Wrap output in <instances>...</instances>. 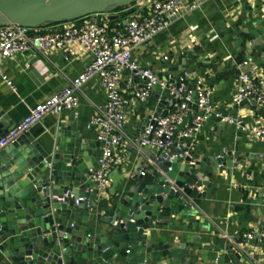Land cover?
<instances>
[{
	"label": "water",
	"instance_id": "95a60500",
	"mask_svg": "<svg viewBox=\"0 0 264 264\" xmlns=\"http://www.w3.org/2000/svg\"><path fill=\"white\" fill-rule=\"evenodd\" d=\"M137 1L0 0V26L38 28ZM118 18L109 16L111 21ZM169 75V80L156 77L149 94L156 109L140 120L135 137L138 143L147 124L165 116L175 103L159 84L189 88V69L170 70ZM133 81L140 86L147 83L135 77ZM197 116L203 113H189L177 130ZM215 121L219 120L211 116L206 123ZM13 127L7 116L0 115V138ZM67 138V133L57 130L52 140L38 142L26 132L0 151V264H256L240 232L231 237L218 235L212 243H207L211 240L207 228L193 232L201 223L202 201L207 194L212 200L216 191L212 187L215 181L237 187L235 212L261 205L264 191L256 189L254 180L246 179L252 173L243 172L245 155L231 159L232 150L239 152L238 144L218 149L214 161L208 159L203 164L206 171L199 170L200 162L177 149L176 143L165 152L147 147L144 151L152 165L151 169L145 167L151 177L148 184L142 186L139 178L133 190L98 204L90 181L94 157L87 146ZM250 147L249 143L244 145ZM247 157L250 161L253 158ZM253 190H257L255 199ZM72 209L78 211L77 227L64 223L74 216ZM162 227L165 232L159 235ZM254 240L258 241V233Z\"/></svg>",
	"mask_w": 264,
	"mask_h": 264
},
{
	"label": "crops",
	"instance_id": "0c3cea01",
	"mask_svg": "<svg viewBox=\"0 0 264 264\" xmlns=\"http://www.w3.org/2000/svg\"><path fill=\"white\" fill-rule=\"evenodd\" d=\"M104 14L109 17L117 13ZM252 31L257 33L256 36ZM132 59L160 79L169 80L170 70L189 69V89L194 90V83L200 80L203 87L212 91L211 101L216 110L242 120L248 128L264 126V105L257 107L244 103L239 108L230 105L238 75L236 63L249 61V65L242 70L248 72L255 68L264 86V65L261 64L264 63V0H183L177 19L153 39L137 46L132 51ZM89 61L90 57L83 51L74 56L59 52L45 55L28 52L5 60L2 69L14 91L0 78V115L7 116L12 125L19 123L30 108L59 93L77 78ZM163 94L167 95V92ZM104 102L101 87L96 79H91L82 86L79 106L73 112L48 114L28 132L38 142L44 138L52 140L57 130L64 135L67 133L69 142L87 146L96 167L100 152L99 146H96V132L87 130L86 126L97 107ZM155 109L156 104L150 96L146 102H132L125 109L127 140L122 153L124 162L117 172L112 173L107 191L97 195L98 204L133 190L139 178L142 186L151 180L145 170L146 165H149L146 169L152 167L148 153L144 151L147 147H141L135 137L140 120L148 111ZM215 122L205 123L200 134L184 140L187 155L200 162L199 170L206 171L203 164L208 159L214 161L218 149L238 144L239 152L232 150L231 159L234 160L240 153L245 155L243 161L246 168L243 172L252 173L246 179L254 180L256 189L264 191V144L249 140L247 133L231 125ZM246 143L250 144L249 149L244 148ZM247 155H252L251 161ZM141 171L145 172L143 177ZM153 171L156 172V168L153 167ZM212 187H216V191L212 200L207 194L206 200L202 201L201 213L198 214L201 223L195 226L193 232L197 234L207 228L211 239L207 243H212L218 235L231 237L240 232L242 237L250 230L264 228V197L261 205L237 213L234 211L237 187L230 182L225 184L224 180L215 181ZM256 191L251 192L252 199L256 198ZM72 211L74 216L64 223L77 227L80 225L78 211ZM164 232V227L160 228L159 235ZM245 242L250 256L256 257V264H264V245L255 240Z\"/></svg>",
	"mask_w": 264,
	"mask_h": 264
},
{
	"label": "built area",
	"instance_id": "2783aa9c",
	"mask_svg": "<svg viewBox=\"0 0 264 264\" xmlns=\"http://www.w3.org/2000/svg\"><path fill=\"white\" fill-rule=\"evenodd\" d=\"M182 8L183 0H138L128 8L118 10L116 15L119 18L115 21L109 20L104 13H95L78 20L46 24L38 28L13 24L0 26V78L13 91L11 81L3 72L2 63L17 54L32 52L45 55L59 52L74 56L83 51L90 57L77 78L59 93L30 108L27 115L0 138V151L28 132L44 116L73 112L79 106L82 86L96 79L104 93L105 102L97 107L86 128L95 130L100 151L96 167L90 171L91 191L97 195L104 194L110 187L112 173L117 172L124 162L122 153L127 140L125 109L132 102H146L152 86L156 84L155 74L140 67L132 59V51L171 25ZM127 12L132 13L122 18ZM247 65V60L236 63L238 75L230 97V105L236 108L244 103L257 107L264 105V86L255 68L248 72L242 70ZM134 77L146 79L147 83L140 86L133 81ZM159 86L175 103L165 116L147 124L139 142L141 147L165 152L176 143L177 149L187 156L184 140L200 134L211 116L247 133L249 140L264 144V126L248 128L242 120L216 110L211 101L212 91L203 87L200 80L195 83L194 90L167 82H161ZM197 112L203 113V116H197L191 124H185L180 131L177 130L184 117ZM178 157H182V154ZM140 175L143 177L145 172L141 171ZM256 233L258 241L264 245V228L250 230L242 238L252 241Z\"/></svg>",
	"mask_w": 264,
	"mask_h": 264
},
{
	"label": "trees",
	"instance_id": "16d2710c",
	"mask_svg": "<svg viewBox=\"0 0 264 264\" xmlns=\"http://www.w3.org/2000/svg\"><path fill=\"white\" fill-rule=\"evenodd\" d=\"M128 7H130V6L124 7V8H122V9H126V8H128ZM122 9H116V10L118 11V10H122ZM131 13H132V12L124 13L121 17H122V18H126V17L129 16ZM76 20H78V19H76ZM50 24H53V23H50Z\"/></svg>",
	"mask_w": 264,
	"mask_h": 264
},
{
	"label": "rangeland",
	"instance_id": "374dc122",
	"mask_svg": "<svg viewBox=\"0 0 264 264\" xmlns=\"http://www.w3.org/2000/svg\"><path fill=\"white\" fill-rule=\"evenodd\" d=\"M118 9H122V8H118ZM109 12H117V10H113V11H109Z\"/></svg>",
	"mask_w": 264,
	"mask_h": 264
}]
</instances>
